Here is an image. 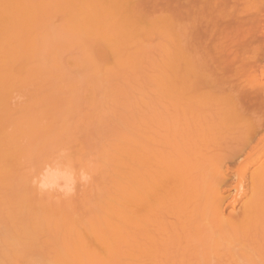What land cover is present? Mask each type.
I'll list each match as a JSON object with an SVG mask.
<instances>
[{"label": "bare ground", "instance_id": "obj_1", "mask_svg": "<svg viewBox=\"0 0 264 264\" xmlns=\"http://www.w3.org/2000/svg\"><path fill=\"white\" fill-rule=\"evenodd\" d=\"M140 1L1 0L0 74L12 71L23 80L24 86H43L48 76H62V55L69 47L64 42H72L79 32L73 29L46 30L47 24L58 13H65L69 18L81 15L90 20L98 12L103 15L114 13L107 19L108 25L114 24L118 28L117 32L112 31L109 35L112 44L84 51L93 72L105 69L100 57L111 54L118 58L121 48L112 45L119 39L127 41L133 30L147 23V13L143 10L142 14L141 4L159 7L162 3L167 6L171 3L170 0L165 3L164 0H148L147 5L146 1L143 0L145 4ZM172 2L171 11L166 13V17L162 16L169 22L172 38H179L172 45L173 62L178 73L194 67V74L196 69L193 82H184V86L179 88L175 86L176 100L181 99L178 96L183 90L182 99L195 93L197 97L215 100L224 107H208L209 112H195L182 120H179L180 116L173 123L174 127L184 126L185 129L175 141L157 138L159 132L153 115L150 116L151 121L147 116L146 120L136 124L134 133L127 132V136L134 135V139H124L125 144L112 162L120 181L114 182L102 211L92 213L87 220L74 219L69 223L60 206H54L62 194L53 192L63 185L66 188L65 184L72 186L67 181L59 185L57 182L63 177L42 181L39 177V182H27L26 195L15 193L16 184L23 179H17L10 170L12 160L9 158L14 157L13 154L12 158L8 156V152H12L10 148L17 145V150L14 149L16 158L20 151L23 159L29 161L35 158L38 150L46 153L51 149V152L53 148L50 145L57 144L59 136L64 139L65 133L59 135L56 131L61 130L57 128L52 137L51 132L58 120L54 125L53 121L46 122L45 119L43 124V120H38L34 113L27 114L29 117L22 116L23 119L26 116L25 120L20 117L21 121L17 119L8 123V127L4 125L5 129L18 124L15 129L11 128L12 134L9 133L12 145L8 146L9 149L0 148V196L6 192L14 193L20 197L23 207L30 210L37 207L44 211L46 223L49 214L54 215L55 225L52 226L55 229L97 225L105 233H101L102 238L97 230L91 233L78 231L85 235L81 241L85 248L93 242L104 246L106 253L100 255L95 264L128 261L133 264H210L222 256L228 260L235 256L252 258L257 254L256 249L264 245V81L260 79L262 83L260 80L259 83L256 80L258 75L253 76L256 86L257 83L261 85L257 90L252 77L247 74L250 82L247 76L245 78L246 70L257 64L261 66V60L264 61V0ZM162 7L158 11L160 14L168 10V7ZM128 11L133 16L126 15ZM95 23L87 27L85 37L106 36L107 32L98 31ZM141 37L136 35L133 41ZM247 45L253 46L249 48L250 52H247ZM9 53L17 54L11 62L5 57ZM126 61H122L124 68ZM4 81L0 79L1 83ZM251 85V89L257 91L249 93L247 86ZM42 86L39 89L43 91ZM44 94L48 98L49 94ZM50 122L53 126L48 128L47 123L49 125ZM40 134L42 140L34 148L35 136ZM18 135L25 141H21L20 148L16 140ZM50 139L52 144L49 143V147L46 142ZM52 184L58 185L57 188ZM51 188L52 194L49 192ZM229 190H233L234 195L226 197L224 193ZM66 202V208H70L72 200ZM237 203L240 208L235 212ZM52 226L48 224V229ZM258 256L264 259V250Z\"/></svg>", "mask_w": 264, "mask_h": 264}, {"label": "rangeland", "instance_id": "obj_2", "mask_svg": "<svg viewBox=\"0 0 264 264\" xmlns=\"http://www.w3.org/2000/svg\"><path fill=\"white\" fill-rule=\"evenodd\" d=\"M144 1L147 3L148 0ZM165 2L166 0H164ZM167 2L169 1L167 0ZM170 2L168 3L170 9L169 6L163 3V7L160 4H158L160 5L158 7L147 3L149 6L146 7L145 5L146 8L141 4L143 7L141 9L142 14L144 11L147 13L145 15L147 23L133 30L127 41L123 42L119 39L112 45L121 48L122 52L118 55V58L111 54L100 57L99 61L106 66L105 69L93 72L89 67L88 60L84 57V51L89 48L96 49L104 44H112L109 35L111 36L112 31L117 32L118 28H115L114 24L108 25L107 19L111 18L114 13L103 15V13L98 12L94 15L95 18L90 17L91 20L89 17L81 15L69 18L65 13H58L47 24L46 30L73 29L72 31L79 32V35L75 36L72 42H69L70 40L64 42L69 47L62 55L64 64L62 76H48L45 79L47 80L46 83L44 80L45 85L43 82L41 83L43 86L33 83V85H38L36 87L28 86L27 83V86H24L23 80L12 71L0 74V79H5L3 83L0 82V148L9 149L8 146L12 145L9 133L12 134L11 128L14 127L15 129L17 123L15 122L14 126L11 125V127L5 128L7 131H5L4 125L10 122L14 123L17 119L19 121L20 117H24L29 113H34L38 120L42 119V123L45 119L46 122L51 120L53 123L58 120L56 127L54 126L51 132L52 137L55 133L53 131L57 128L61 130L60 132L56 131L58 134L65 133V135L63 134L64 139L60 138V134L58 135L59 142L56 140L57 144L56 142L52 144V138L49 140L50 142H46V145L52 144L50 146L53 148V152L48 149V152H46L48 154H46L38 150L35 158H31L32 160L29 159V161L23 159L24 156L19 154L20 151L17 152L19 156L17 155L16 158L17 145H14L15 151V148H10L14 153L8 152V156L11 157V154H13L16 158H9V160H12V164L8 162L9 165H12H10V170L17 179H23H20L16 184L17 191L14 190L15 193H20L22 196L26 195L27 182L36 183V181L54 180L63 177L57 183L63 185L64 181H67L69 182L67 184L72 186L65 184L66 188H64V185L59 187L60 190L65 189L61 190L62 192L57 189L58 192L54 187L52 188L56 192H53L52 188L49 190L51 194L52 192L58 195L62 194L58 196L59 200L56 201L57 203L54 206L58 208L60 206V210L66 213L69 223L70 220L74 219L87 220L92 213L103 210L102 206L105 205V200L109 198V192L113 190L114 182L117 179L120 181L112 162L114 159L116 160L115 155L125 144L124 139L127 137L134 139V135L127 136V132L134 133L137 129L136 126H138L136 124L146 120L147 116H149L148 121H151L150 116L153 115L157 124L156 129L160 134L157 135V138L160 136L165 141H175L185 129L184 126L174 127L173 123L180 116L182 117L179 120H182L187 115L195 112L208 111V107H224L215 100L197 97L195 93L182 99L183 90L178 96L181 99L176 100L175 93L177 89L174 90L175 86L177 85V88H179L184 86V82H193L196 69L194 74V67L183 69L178 73L173 62L171 56L172 45L179 38L174 37L176 40L172 38L169 22L163 17H166V13L173 8L174 2L172 0ZM140 3L145 4L143 0ZM161 7L163 9L168 7V10L160 14L158 11ZM126 15L133 16L130 11ZM126 15L124 16L126 17ZM159 15L163 16L158 18ZM95 21V27H99L98 31L107 32L105 37H85L87 27ZM101 27L104 29H101ZM136 35L142 37L133 41ZM180 40H183V38ZM250 47L253 46L249 45L247 52L252 49ZM5 57L8 62H11L17 57V54L9 53L5 54ZM123 60H127L125 68L122 66ZM261 62V66L257 64L256 67L254 65L253 68L256 67L255 71L253 68L246 70L245 78L248 74L254 81L253 76L257 77L258 75V78L255 77V79L264 81V61L263 64ZM177 78L180 80L178 81ZM255 81L253 82L255 86L254 84L253 86L254 89L257 88L258 90L261 88L260 81L257 86ZM179 84L180 86H178ZM39 86L44 88L43 91L40 88L42 93ZM253 86H247V89H250L249 93L257 91L251 89ZM39 93L42 95H39ZM44 93L49 94L48 98ZM36 99L37 104H35ZM51 124L52 122L49 125L47 123V127L50 128ZM44 127H46V124ZM8 129L10 130L8 131ZM63 129L64 131H62ZM12 137L14 135L11 136V139H13ZM18 137L20 138L19 135ZM18 137L16 140L20 148L25 141ZM35 137V139L33 138L36 144L34 148L42 140L41 134ZM59 143L60 145H58ZM46 145L44 144V146ZM54 145L55 147H53ZM41 146L43 147V143ZM48 146L47 148L50 147ZM64 177L67 179L65 180ZM68 187L74 188L69 190ZM67 188L69 191H67ZM67 195H71V197ZM224 195L226 197L233 196L234 191L229 190ZM0 197V264H95L99 256L106 253L104 246L100 243L93 242L85 248L81 242L85 235L80 234L79 230L87 233L97 230L102 238L101 233L103 231L100 228L98 229L97 225L87 224L79 228L66 226L55 229L52 226L55 225L53 223L54 215L49 214L46 223L44 211L37 207L31 208V210L23 207L20 197L14 193L6 192ZM247 199L248 197L243 201ZM70 200H72V206L66 208L68 206L66 201ZM235 207V212H238L240 204L237 203ZM229 208L232 207L229 206ZM231 210L228 209V212ZM48 224L52 226V229H48ZM130 242H133V240ZM263 248L264 245L256 249L257 254L252 258L244 259L235 256L228 260L222 256L220 259L212 260L210 264H236L238 258H241L237 260L238 264H264V259L258 256L264 250ZM120 264H133V262L128 261Z\"/></svg>", "mask_w": 264, "mask_h": 264}]
</instances>
